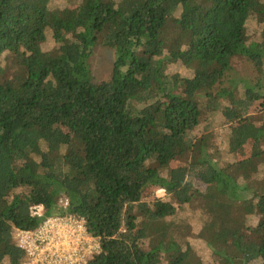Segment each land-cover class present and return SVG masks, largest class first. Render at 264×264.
<instances>
[{"label":"trees","instance_id":"16d2710c","mask_svg":"<svg viewBox=\"0 0 264 264\" xmlns=\"http://www.w3.org/2000/svg\"><path fill=\"white\" fill-rule=\"evenodd\" d=\"M261 100L264 0H0V264L69 213L87 264H264Z\"/></svg>","mask_w":264,"mask_h":264},{"label":"built area","instance_id":"2783aa9c","mask_svg":"<svg viewBox=\"0 0 264 264\" xmlns=\"http://www.w3.org/2000/svg\"><path fill=\"white\" fill-rule=\"evenodd\" d=\"M30 211L42 215L40 205ZM13 242L25 254L21 264H87L101 249L100 238L88 232L82 217L71 213L48 215L35 229L15 228Z\"/></svg>","mask_w":264,"mask_h":264},{"label":"rangeland","instance_id":"374dc122","mask_svg":"<svg viewBox=\"0 0 264 264\" xmlns=\"http://www.w3.org/2000/svg\"><path fill=\"white\" fill-rule=\"evenodd\" d=\"M49 1L52 2V4H60L62 6L69 5L73 2V0H38L40 4L43 3L45 4ZM113 61H114V49L108 47H100V46L97 47L91 57V74L93 78L95 80H100L110 75L113 67ZM170 71L171 73L173 72V74L176 72H181L179 68L175 67L174 65L171 67ZM262 109H264V101L261 100L255 107L254 111L259 113ZM248 152H249L248 148L242 151V153L240 154V158L248 154ZM177 155H179L180 160L186 161L187 153L185 151V146L183 144L176 145L173 149L168 151L161 158L160 165L163 167H167V165L170 162L175 161ZM202 187H206V186L202 185ZM154 193L158 197L164 195L162 190H155Z\"/></svg>","mask_w":264,"mask_h":264}]
</instances>
